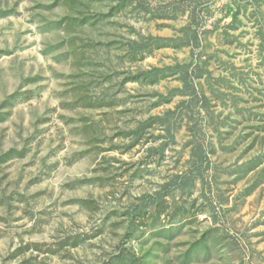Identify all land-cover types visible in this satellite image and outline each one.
<instances>
[{
    "label": "rangeland",
    "instance_id": "1",
    "mask_svg": "<svg viewBox=\"0 0 264 264\" xmlns=\"http://www.w3.org/2000/svg\"><path fill=\"white\" fill-rule=\"evenodd\" d=\"M0 264H264V0H0Z\"/></svg>",
    "mask_w": 264,
    "mask_h": 264
}]
</instances>
